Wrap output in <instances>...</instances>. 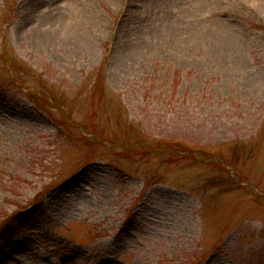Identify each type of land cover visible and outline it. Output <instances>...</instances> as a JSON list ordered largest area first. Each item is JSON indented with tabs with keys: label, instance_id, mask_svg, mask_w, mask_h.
I'll use <instances>...</instances> for the list:
<instances>
[{
	"label": "rangeland",
	"instance_id": "1",
	"mask_svg": "<svg viewBox=\"0 0 264 264\" xmlns=\"http://www.w3.org/2000/svg\"><path fill=\"white\" fill-rule=\"evenodd\" d=\"M0 264H264V0H0Z\"/></svg>",
	"mask_w": 264,
	"mask_h": 264
},
{
	"label": "bare ground",
	"instance_id": "2",
	"mask_svg": "<svg viewBox=\"0 0 264 264\" xmlns=\"http://www.w3.org/2000/svg\"><path fill=\"white\" fill-rule=\"evenodd\" d=\"M47 25H49L50 28L45 30L40 29L41 31L39 32L38 37H35L36 39H40L41 41L47 42L52 40L53 38H56V34H63V32L65 31L64 29H66V24L62 20L54 24V27L50 24Z\"/></svg>",
	"mask_w": 264,
	"mask_h": 264
}]
</instances>
